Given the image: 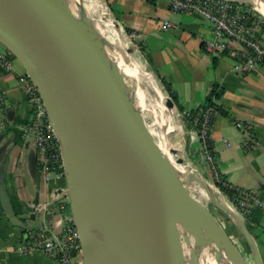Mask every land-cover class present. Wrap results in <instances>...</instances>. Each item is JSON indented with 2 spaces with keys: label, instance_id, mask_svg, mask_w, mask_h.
Segmentation results:
<instances>
[{
  "label": "water",
  "instance_id": "obj_1",
  "mask_svg": "<svg viewBox=\"0 0 264 264\" xmlns=\"http://www.w3.org/2000/svg\"><path fill=\"white\" fill-rule=\"evenodd\" d=\"M85 20L91 21L88 16ZM86 22L63 0H0V42L37 86L61 144L82 264H114L96 252L89 214L109 229L128 264H184L179 224L192 232L196 243L217 242L232 264H248L188 188L193 180H206L193 173L180 176L135 110L130 88L105 52L106 40ZM166 105L175 106L170 96ZM1 153V203L12 223L23 225L10 206ZM36 160L35 153L30 161L34 174ZM209 194L211 202L232 215L256 264H262L243 218Z\"/></svg>",
  "mask_w": 264,
  "mask_h": 264
},
{
  "label": "crops",
  "instance_id": "obj_2",
  "mask_svg": "<svg viewBox=\"0 0 264 264\" xmlns=\"http://www.w3.org/2000/svg\"><path fill=\"white\" fill-rule=\"evenodd\" d=\"M109 1L121 21L139 37L156 71L171 83L183 107L178 111L185 131L199 150L196 127L187 111L204 104L214 87L220 92L213 98L215 114L210 133L217 167L230 183L264 199V63L251 72L235 71L231 53L215 54L204 47L212 36V24L197 13L173 12L168 0ZM0 50L12 60L11 68L0 62L1 166L10 206L23 223H12L0 199V264H60L40 250L18 251L29 232L61 234L71 205L69 193L60 190L65 180H45L32 172L35 145L32 138L21 135V126L31 117L22 83L25 68L1 42ZM202 167L212 181L209 166ZM219 192L224 202L229 200L223 190ZM255 210L261 211L258 221L249 219L250 214L246 218L264 264V210ZM244 250L246 262L256 264L248 241ZM77 260L82 262V255Z\"/></svg>",
  "mask_w": 264,
  "mask_h": 264
},
{
  "label": "built area",
  "instance_id": "obj_3",
  "mask_svg": "<svg viewBox=\"0 0 264 264\" xmlns=\"http://www.w3.org/2000/svg\"><path fill=\"white\" fill-rule=\"evenodd\" d=\"M173 12L197 13L213 26L211 38L205 40L204 47L211 53L229 52L234 56L233 69L245 73L255 70L264 63V19L251 8L235 0H168ZM167 26L171 22L165 21ZM0 62L12 67L9 55L0 50ZM26 102L31 117L21 126L24 139L32 138L36 149L37 172L45 179L65 180V165L60 141L52 125L42 95L27 74L22 78ZM214 106L202 104L187 111L193 121L201 147L202 160L211 170L213 183L219 190H229L227 205L241 217L255 208L264 210V199L256 192L230 183L219 171L212 149L210 133L213 124ZM60 190L68 194L67 186ZM40 250L60 264H82L77 260L82 255L79 232L72 217L59 235L27 233L19 243L18 251L30 253Z\"/></svg>",
  "mask_w": 264,
  "mask_h": 264
},
{
  "label": "bare ground",
  "instance_id": "obj_4",
  "mask_svg": "<svg viewBox=\"0 0 264 264\" xmlns=\"http://www.w3.org/2000/svg\"><path fill=\"white\" fill-rule=\"evenodd\" d=\"M235 1L247 3L249 6H251L253 9H255L261 15L264 16V0H235ZM63 2L70 8L72 13L76 16V18L86 22L85 17L88 16L90 8L87 7L86 11L84 10L85 12H82L80 10L78 4L82 3L83 0H63ZM86 23L89 24V26L95 31L99 39H103V40L106 39L104 35L106 31L110 29L107 27V25L104 26L99 21V19L98 20L93 19L89 23L88 22ZM104 49L107 56L110 58V61L116 65L126 85L130 88L129 96L134 102L135 110L142 116L144 120L148 115L150 116L151 121L150 122L145 121L146 126L153 135L154 139L156 140L158 147L174 164L180 176L185 175L187 171L184 165L178 162L177 159L175 158V156H177L178 153H175L173 151V149L174 150L179 149L177 144L174 142H169V141L167 142L168 139H166L165 136V132H168V130L170 129L163 126V118L165 116L171 117V108L166 105L167 99L163 100L162 102L163 110H161V112L154 110L152 107H150V105H146L145 94L142 85L138 81L137 83H134L135 78L137 77V68L135 62L129 57L128 53L125 52L124 49L119 48L118 46L116 47L112 44H107V45L105 44ZM161 137H163L164 142L161 141ZM173 147H175L176 149ZM192 183L196 185L195 189L191 188L190 185ZM192 183H190L188 186L190 192H192V190H195L199 194L198 197L201 198V200L212 198L210 197L207 184L196 180H193ZM230 216L232 217L231 214ZM87 222L89 229L94 238V245L96 248V252L101 257H103L106 260H109L114 264H128L115 238L112 236L109 229L101 222V220L98 217H96L94 214H89L87 216ZM178 228L180 233L182 250L184 254V264H232L225 250L217 242L211 241V242H203V243H194L192 232L190 230H188L182 224H179ZM193 254L196 255L195 262H193L192 260ZM218 257H221L223 259L222 263L217 262L216 259Z\"/></svg>",
  "mask_w": 264,
  "mask_h": 264
},
{
  "label": "rangeland",
  "instance_id": "obj_5",
  "mask_svg": "<svg viewBox=\"0 0 264 264\" xmlns=\"http://www.w3.org/2000/svg\"><path fill=\"white\" fill-rule=\"evenodd\" d=\"M81 4L83 5L85 11L87 7L90 8L91 12L89 11L88 13V17L90 18V20L99 19V21L104 26L107 25V27L110 28L109 30L106 31L104 35L106 37V39H104L106 40L104 42V47L105 44L106 45L112 44L116 47L118 46L119 48L124 49V51L128 53L129 57L135 62L137 68V77L135 78L134 83H137L138 81L142 85L145 94V104L150 105V107H152L154 110L161 112V110H163V106H162L163 100L168 99L170 95L168 94L164 85L161 83L153 67L151 68V70L146 69L147 65H151V64L147 61L144 52L141 49L143 43L141 42L139 37L136 35L135 32L125 29L126 25L121 21L116 10L112 7L109 0H83ZM247 6L252 10H255L251 6L249 5ZM258 15L264 18V16L261 15L259 12ZM145 121L147 122L151 121L149 115L145 118ZM163 126L170 129V130L167 129L168 132H165L166 139H168L167 142L169 141L177 144L179 149L178 150L176 149L174 151L175 153H178L177 156H175V158L177 160L178 158L183 159L181 163L184 165L188 173L182 175L181 177L183 179L187 178L189 176V172L191 171L195 176H200L204 178L208 184V189L211 195L219 199L220 201L224 202V200H222V196L221 193L219 192V189L214 185L210 177L207 174H205V172L203 171L202 166L205 163L202 160V155H201L202 151L196 148L193 142L188 137L185 131L184 122L181 120L179 111L175 106L171 108V117L165 116L163 118ZM161 141L164 142L163 137H161ZM190 186L192 189L196 188V185L194 183H192ZM191 193L198 200L200 199V201H202V203H204L207 206L208 210L216 217L218 222L224 227L227 234L233 241L234 245L237 247V249L240 251L242 256L245 258L244 247L247 240L243 231L241 230L240 226L236 223V221L230 216L228 212L220 209L213 202H211L210 199L201 200V198L198 197L199 194L195 190H192ZM69 202H70V197H69ZM224 203L227 204V201ZM68 216L69 218L72 217L71 209L69 211ZM242 218L244 222L247 224L246 216L242 215ZM194 243H196L195 240ZM216 260L218 263L223 262V259L221 257H218Z\"/></svg>",
  "mask_w": 264,
  "mask_h": 264
},
{
  "label": "trees",
  "instance_id": "obj_6",
  "mask_svg": "<svg viewBox=\"0 0 264 264\" xmlns=\"http://www.w3.org/2000/svg\"><path fill=\"white\" fill-rule=\"evenodd\" d=\"M245 5V4H244ZM247 6V5H245ZM248 7V6H247ZM249 8V7H248ZM256 15H258V12H256L255 10H252ZM126 30H129V31H133L130 27H125ZM141 49L142 51L144 52V55L147 59V61L151 64V66L153 67L154 71L157 73L161 83L164 85L165 89L167 90L168 94L170 95V97L172 98V100L174 101L175 103V107L179 110H182L183 107L179 104L178 100H177V96H176V93L175 91L173 90L172 88V85L171 83L163 76H161L155 69V66H154V62L151 58V55L146 52L145 48L143 46H141ZM220 94L219 91H216L215 87L211 90V92L209 93L207 99H206V102L204 104H208V105H212L213 106V98L214 97H218ZM189 119L190 116L188 115ZM226 193L230 194L231 192L229 190H226ZM261 217V211L260 210H255V211H252L249 215V219H251L252 221H258ZM247 226L248 228H250V224L247 223Z\"/></svg>",
  "mask_w": 264,
  "mask_h": 264
}]
</instances>
